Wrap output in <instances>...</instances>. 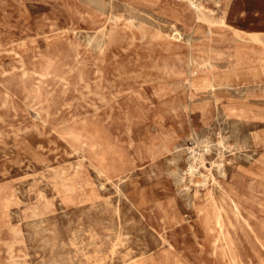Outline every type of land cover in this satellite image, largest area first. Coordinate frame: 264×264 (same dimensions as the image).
I'll use <instances>...</instances> for the list:
<instances>
[{
    "label": "rangeland",
    "instance_id": "1",
    "mask_svg": "<svg viewBox=\"0 0 264 264\" xmlns=\"http://www.w3.org/2000/svg\"><path fill=\"white\" fill-rule=\"evenodd\" d=\"M200 1L258 40L185 0H0V264H231L216 206L264 264V0Z\"/></svg>",
    "mask_w": 264,
    "mask_h": 264
},
{
    "label": "bare ground",
    "instance_id": "2",
    "mask_svg": "<svg viewBox=\"0 0 264 264\" xmlns=\"http://www.w3.org/2000/svg\"><path fill=\"white\" fill-rule=\"evenodd\" d=\"M113 1V0H112ZM186 3L188 4V18L189 19H192L195 21L200 22V23H204L205 26H207V30H206V33L208 34L209 38L210 39H213L215 38V35L218 34L219 32L222 34V33H226V32H229V33H232L231 36H235L236 38H238L240 41L243 40V39H252V40H258V34L256 33H253V32H249V31H246V30H243V29H240V28H237V27H234L232 26V24L229 23L228 19H227V16H220L219 13L217 12V10H214V9H208L205 5V3H202L200 0H185ZM101 2V1H100ZM99 2V3H100ZM104 2V1H103ZM221 0H217V4L220 6V3ZM207 4V3H206ZM95 5V4H94ZM228 3L225 4V6H227ZM112 7V5H111ZM228 7V6H227ZM115 8V7H114ZM228 11V9H227ZM120 19L113 11L110 12L109 14V21H115V20H118ZM234 19V18H233ZM128 20L130 22H133V19L132 18H128ZM230 20V19H229ZM233 22V21H232ZM183 24V23H182ZM173 28L179 32L180 29H179V26L178 24H176V22L174 24H172ZM238 26V25H237ZM187 27V26H186ZM106 30L105 28H102V32L103 34H106ZM200 30V29H199ZM202 31V30H201ZM110 32V31H109ZM204 32V31H202ZM207 36V35H206ZM230 35L228 33H226L223 37L224 39H226V37H229ZM114 38V37H113ZM94 41L92 38H91V41L92 42ZM115 43V42H114ZM262 44V43H261ZM223 55V53L219 50H214L212 49V59L213 61H210L209 62V66H214L216 65V62L214 61H217V58L216 57H219ZM235 55H236V62L233 66V69H237L239 63H240V59H241V52H240V49H239V46H236V51H235ZM17 57V56H16ZM263 62V61H262ZM199 63V62H198ZM206 64V63H205ZM189 67L191 66L190 63H188ZM199 65V64H198ZM205 66V65H204ZM177 68V64H174L171 66V69L172 70H175ZM201 68V67H200ZM206 68V67H205ZM208 68V67H207ZM213 79V78H212ZM217 130V129H216ZM77 135H79L78 133L76 134V137H78ZM95 138V137H94ZM98 141H95V143L98 145ZM193 142V141H192ZM100 145V144H99ZM31 149V148H29ZM196 152V151H195ZM35 153V152H34ZM33 154V153H32ZM35 156V155H34ZM197 157L196 153H193V158ZM205 157V156H204ZM39 159V158H38ZM196 159V158H195ZM201 161V160H200ZM204 161V160H203ZM199 163V162H198ZM224 164H222L221 162L218 163L216 166L217 168L220 170V171H223L222 169V166ZM201 166V165H200ZM199 166V167H200ZM208 166V165H207ZM214 167V166H213ZM212 167V168H213ZM111 169V168H110ZM211 169V168H210ZM197 166L194 164V163H191L188 167V170L187 172L192 176L194 174L197 173ZM218 170V171H219ZM97 171L100 175L102 176H107L109 175V171L106 169V167L104 168L102 165H98L97 166ZM117 171V170H116ZM200 171V170H199ZM111 172V171H110ZM212 172V171H211ZM200 173V172H199ZM98 174V175H99ZM213 174V173H212ZM201 176V175H200ZM204 182L207 183L208 178L210 176L208 175H204ZM215 177V176H214ZM109 180L111 179V177H108ZM185 180V179H183ZM201 181V180H198V182ZM63 185H64V189L65 192H66V198H70L72 195V192H70L71 188H70V185H72V181L71 179H64L62 181ZM183 183V182H182ZM208 184V183H207ZM206 188V187H205ZM189 189V188H188ZM213 195V194H212ZM209 199V198H208ZM229 199H230V203L231 205L235 208V210L240 213V205H239V202L229 194ZM207 201V200H206ZM209 206V205H208ZM216 206V205H215ZM211 222L212 224L214 225L215 228H217L218 230V235H220L221 239L224 240L226 246H227V250H228V256L230 258V262L231 264H239V261H238V257L237 255H235L234 253V244L233 242L229 239V235H228V232H227V221H226V218H225V212L223 210V207L221 206H216L215 209H214V212L213 214H211ZM208 217V215H207ZM209 218V217H208ZM212 227V226H211ZM214 230V229H213ZM216 231V230H215ZM255 232V231H254ZM216 234V233H215ZM217 235V236H218ZM219 237V238H220ZM163 239V238H162ZM217 255V254H216ZM228 258V257H227ZM229 262V261H228ZM134 264H138V262H135Z\"/></svg>",
    "mask_w": 264,
    "mask_h": 264
}]
</instances>
